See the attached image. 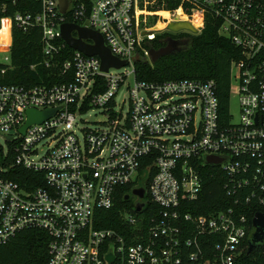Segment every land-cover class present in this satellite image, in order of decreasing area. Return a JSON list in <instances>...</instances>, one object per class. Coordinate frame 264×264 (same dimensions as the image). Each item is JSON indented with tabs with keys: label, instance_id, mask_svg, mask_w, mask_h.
Instances as JSON below:
<instances>
[{
	"label": "built area",
	"instance_id": "2783aa9c",
	"mask_svg": "<svg viewBox=\"0 0 264 264\" xmlns=\"http://www.w3.org/2000/svg\"><path fill=\"white\" fill-rule=\"evenodd\" d=\"M33 1L37 10L0 19L10 41L0 64H10L13 27L37 28L45 65L60 81L0 84V246L39 230L48 237L44 264H238L251 232L240 206L264 205V0H176V10L157 12L149 8L156 0H67L64 13L58 0ZM178 11L185 21L174 20ZM195 14L199 27L183 31L200 34L208 14L240 51L229 70L236 121L222 110L214 80L135 77L139 60L152 65L168 25L191 26ZM158 18L170 23L156 29ZM64 23L100 34L125 66L105 72L97 56L69 48ZM121 90L127 96L117 103ZM94 109L102 125L81 127L77 117ZM28 110L55 113L22 134ZM208 178L231 205L197 214L192 206ZM118 194L132 205L118 210L119 229L101 228L99 211L113 209Z\"/></svg>",
	"mask_w": 264,
	"mask_h": 264
},
{
	"label": "trees",
	"instance_id": "16d2710c",
	"mask_svg": "<svg viewBox=\"0 0 264 264\" xmlns=\"http://www.w3.org/2000/svg\"><path fill=\"white\" fill-rule=\"evenodd\" d=\"M179 6L176 0H156L149 8L157 11H173ZM37 3L33 0H0V19L10 16L14 12H27L37 10ZM176 21H185L186 17L178 13ZM67 21H70L67 19ZM191 27L197 28L200 20L193 15L190 20ZM164 28L160 24L156 29ZM176 37L165 34L160 41L153 44L154 50L165 46L166 39ZM188 43L184 50L173 55L160 58L154 64L139 60L135 64V77L138 81L162 82L166 80L192 79L214 80L217 97L222 110L227 112L230 85V63L240 57V51L230 41L218 35L216 20L210 15L205 17V25L201 33L196 36L185 35ZM8 29L6 22L0 31V50H6L9 45ZM67 50H69L67 48ZM46 56L42 52L41 33L37 28L24 32L13 27L12 41L9 49V66L0 64V84L38 85L44 83H56L59 80L57 70L45 65ZM63 59V58H61ZM7 67V68H6ZM6 68L4 73L1 70ZM22 175H31L22 171ZM23 182V181H22ZM129 187L124 188L128 190ZM130 201H124L121 195H117L115 207L108 211H99L101 216V228L119 229L121 218L118 210L131 207ZM231 205L226 197L221 184L215 178H208L203 191L192 207H199L197 214L210 212L211 210ZM246 208L251 238L254 229L252 219L257 213H264V205L252 202L250 205L240 206ZM47 235L39 230H26L18 234L6 245L0 246V264H44L47 259ZM248 246V245H247ZM238 264H264V241L258 247L247 254V247L240 256Z\"/></svg>",
	"mask_w": 264,
	"mask_h": 264
},
{
	"label": "water",
	"instance_id": "95a60500",
	"mask_svg": "<svg viewBox=\"0 0 264 264\" xmlns=\"http://www.w3.org/2000/svg\"><path fill=\"white\" fill-rule=\"evenodd\" d=\"M59 9L61 13L66 11L68 6L67 0H58ZM169 30L177 32L183 29H188L194 31L192 27L185 22L170 23L168 25ZM60 36L62 40L68 45L69 48L79 51L86 56L92 57L97 56L101 62V69L107 71L109 68L119 69L125 66V63L119 61L117 58L113 57L109 50L104 46L103 39L97 32L85 28L78 27L77 25L71 23H64L59 28ZM76 32L77 37L74 38L72 33ZM87 42H92L88 44ZM186 46H177V41L169 40L165 43V46L159 50H152L150 52V63L154 64L160 58L179 53L184 50ZM55 110H46L43 112H38L35 110L27 111V122L26 125L21 129L22 134L24 133L27 126L33 123H41L44 120L52 117ZM209 162L211 164H217L220 162L218 159L210 158ZM133 194L138 197H143V190L136 189L133 190ZM128 197H125L127 200ZM138 210V209H137ZM252 228L254 229L251 238L247 241V254L258 247V244L264 241V213H257L252 219Z\"/></svg>",
	"mask_w": 264,
	"mask_h": 264
},
{
	"label": "rangeland",
	"instance_id": "374dc122",
	"mask_svg": "<svg viewBox=\"0 0 264 264\" xmlns=\"http://www.w3.org/2000/svg\"><path fill=\"white\" fill-rule=\"evenodd\" d=\"M176 17V16H175ZM158 21L161 24H164V27L166 26V24H169L170 22H164L163 20H161L160 18H158ZM169 28L167 27V34L176 37L177 39H182L185 35H191V36H196L199 35L198 32L193 33V34H189L186 33L185 31H168ZM6 56V53H0V63L4 62V57ZM235 70L232 69V76L230 79V82L232 84H235ZM113 72V71H112ZM127 96V91L126 90H121L118 93V96L116 98L117 103H120L121 100L123 98H126ZM126 105H124L123 110H126ZM228 110L230 115L233 116V121H236L238 118V98L235 94L231 93L229 100H228ZM77 120L79 121V124L81 125V127L86 126L88 128H94L96 126H101V122L105 120L104 115L98 110V109H94L93 111H88L87 113H85L84 115H81L79 117H77ZM0 142H2V140H0ZM251 233V232H250Z\"/></svg>",
	"mask_w": 264,
	"mask_h": 264
},
{
	"label": "flooded vegetation",
	"instance_id": "af4514ba",
	"mask_svg": "<svg viewBox=\"0 0 264 264\" xmlns=\"http://www.w3.org/2000/svg\"><path fill=\"white\" fill-rule=\"evenodd\" d=\"M169 40H174V41H177V46H181V47H183V46H187V41L185 40V39H177V38H174V39H171V38H169V39H166V41H165V43L166 42H168ZM129 200H135V198L134 197H131V196H129Z\"/></svg>",
	"mask_w": 264,
	"mask_h": 264
},
{
	"label": "bare ground",
	"instance_id": "6f19581e",
	"mask_svg": "<svg viewBox=\"0 0 264 264\" xmlns=\"http://www.w3.org/2000/svg\"><path fill=\"white\" fill-rule=\"evenodd\" d=\"M178 13H181L180 11H178L177 13H176V15L178 14ZM157 14H159L160 16H162V17H164V18H167L168 17V14L167 13H165V12H158ZM182 14V13H181ZM175 15V16H176ZM183 15V14H182ZM174 20H175V17H174ZM176 21V20H175ZM191 22V21H190ZM161 23H157L156 24V26H155V28H157L159 25H160ZM164 25V24H163ZM200 25V24H199ZM199 27V26H198Z\"/></svg>",
	"mask_w": 264,
	"mask_h": 264
}]
</instances>
